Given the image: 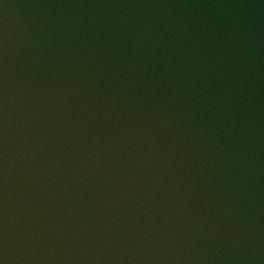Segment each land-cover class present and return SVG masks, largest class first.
<instances>
[{"label":"water","instance_id":"water-1","mask_svg":"<svg viewBox=\"0 0 264 264\" xmlns=\"http://www.w3.org/2000/svg\"><path fill=\"white\" fill-rule=\"evenodd\" d=\"M0 264H264V0H0Z\"/></svg>","mask_w":264,"mask_h":264}]
</instances>
